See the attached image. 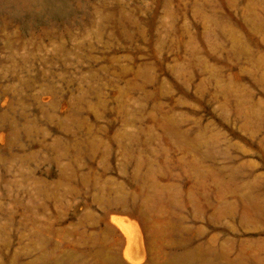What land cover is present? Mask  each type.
<instances>
[{
  "label": "rangeland",
  "instance_id": "1",
  "mask_svg": "<svg viewBox=\"0 0 264 264\" xmlns=\"http://www.w3.org/2000/svg\"><path fill=\"white\" fill-rule=\"evenodd\" d=\"M0 264H264V0H0Z\"/></svg>",
  "mask_w": 264,
  "mask_h": 264
}]
</instances>
